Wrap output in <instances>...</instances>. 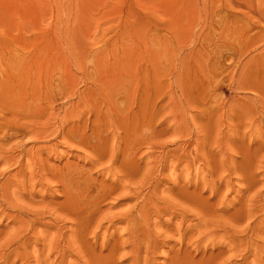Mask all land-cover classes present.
Returning a JSON list of instances; mask_svg holds the SVG:
<instances>
[{"label":"rangeland","instance_id":"obj_1","mask_svg":"<svg viewBox=\"0 0 264 264\" xmlns=\"http://www.w3.org/2000/svg\"><path fill=\"white\" fill-rule=\"evenodd\" d=\"M0 264H264V0H0Z\"/></svg>","mask_w":264,"mask_h":264}]
</instances>
